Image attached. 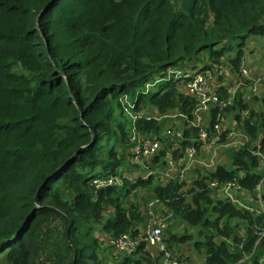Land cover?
<instances>
[{
	"label": "trees",
	"instance_id": "trees-1",
	"mask_svg": "<svg viewBox=\"0 0 264 264\" xmlns=\"http://www.w3.org/2000/svg\"><path fill=\"white\" fill-rule=\"evenodd\" d=\"M254 33L264 35V0H0V264H163L143 239L129 253L104 257L92 233L101 222L109 244L124 230L140 234L141 199L123 201L150 184L148 195L191 226L163 229L178 264H264V216L214 197L209 184L235 179L252 189L264 175L256 153L264 152V111L250 108L242 91L229 107H237L248 138L224 149L229 163L194 166L189 182H154L153 173L92 181L128 160L130 117L121 94L189 114L195 98L179 89L177 77L146 92L145 82L185 60L192 70L215 69L222 64L209 61L226 52L238 70L242 45ZM201 52L209 61L199 64ZM161 122L140 117L136 125L156 134ZM168 146L150 166L163 161ZM187 241L199 259L180 249Z\"/></svg>",
	"mask_w": 264,
	"mask_h": 264
},
{
	"label": "built area",
	"instance_id": "built-area-1",
	"mask_svg": "<svg viewBox=\"0 0 264 264\" xmlns=\"http://www.w3.org/2000/svg\"><path fill=\"white\" fill-rule=\"evenodd\" d=\"M241 65L239 69L242 70V74H247L245 67H243V59H241ZM162 75L156 77L153 81H146L145 85H149V88L155 87L158 81L161 79L174 78L180 81L178 84L179 89L185 93L191 94L195 98L196 106L194 114L192 115V127L196 130L192 134L183 133L182 127H165L162 130L157 131L156 134L140 133L137 135H130L128 145V160L127 166L130 168H138V173L148 175L150 173L162 175V179H167L175 175L177 178L184 177L187 173V169L194 165L196 167L201 166L205 169H213L221 155H225L223 149L228 146L236 148L239 144L243 143L248 138L247 132L243 131L232 132L228 131L226 139L222 144H218V138L220 137L221 127L216 120L211 122V114L209 112L210 107H216L223 105V101L220 97V93L216 89V85L212 84L211 77L208 69H189L179 66H169L165 69ZM255 84H252L251 90L253 92L264 95V75L258 76ZM254 80V81H255ZM261 80L263 82H261ZM217 82H219L217 80ZM146 89V88H145ZM124 109L130 113V105H134V101L130 103L129 97L124 99ZM193 107V108H194ZM200 108L201 111H197ZM242 114L249 113L248 107H242L239 109ZM206 115V117H204ZM160 134V135H159ZM132 136V137H131ZM216 136V137H215ZM163 137V139H162ZM215 137V138H213ZM187 142H183L184 140ZM168 144V148L177 151V155L172 153L166 154L163 157L161 163H157L153 167L146 162L153 156L158 154V151L165 144ZM200 151L204 152L203 155ZM263 156V152L257 151ZM256 152V153H257ZM193 166V167H194ZM187 178H190L187 174ZM127 177L130 178V174L126 171L110 172L107 171L98 177H95L92 181L96 185L119 183ZM264 177V175H263ZM186 178V179H187ZM185 179V180H186ZM191 179V178H190ZM262 177L258 183L252 188L255 191L260 188L258 192V199L253 200L248 198L245 194L248 191L237 180H220L212 179L209 181L211 192L214 197L223 196L237 205L252 211L256 214H262L264 216V197L263 190H261ZM151 199V200H150ZM147 202L146 208L149 214H152L150 219L144 224L140 223L142 231L140 234H133L130 230L121 231L118 235L110 238V244L113 248L120 252H131L137 246L141 239H143L147 245L153 247L162 253L163 264H178L177 257L166 246L164 239L163 229L166 227V223L174 217L172 209L166 207L164 203L158 198H150ZM261 230H257L258 235ZM195 264H208L203 258L197 260Z\"/></svg>",
	"mask_w": 264,
	"mask_h": 264
},
{
	"label": "rangeland",
	"instance_id": "rangeland-1",
	"mask_svg": "<svg viewBox=\"0 0 264 264\" xmlns=\"http://www.w3.org/2000/svg\"><path fill=\"white\" fill-rule=\"evenodd\" d=\"M231 52V51H230ZM232 54L231 53H224L220 56L219 59H215V61H209L207 54L204 52H201L200 57L201 60H199V64L201 62H205V61H209L212 62L214 65L216 63H220L222 65H219L217 67L214 68H208L209 73H210V77H211V82L212 84L216 85V89L217 91L220 93V97L223 101V105L216 106V107H210L209 112H215L213 119L214 121H218L219 125L221 127V134L220 137L218 138V144H222L226 139H228V136H226V133L228 131H232V132H238V131H243L241 129L242 127V117H236V111L238 109L234 108V107H229L231 106L234 101L235 98L237 99L238 96V92L242 91L244 92V94H246L248 96V105L251 108L259 109V110H263L264 111V95H256L254 94L255 92H253L251 90V86L252 84L256 83V80L258 78V76H262L264 75V35L260 34V33H254L251 34L250 36H248L244 42V44L242 45V55H241V59H243V67H245V70L247 72V74H242V70L238 69V70H232L231 69V62L228 59V56ZM188 60H185L184 62H181L183 64H179L176 66L182 67V68H186V66L184 65V63L189 64L187 62ZM211 65L214 67V65ZM185 67H184V66ZM239 65H241V60L239 62ZM156 76H154L153 78H151L150 81H153L156 79V77H158V73H155ZM217 80H221V83L217 82ZM255 80V81H254ZM261 82H263L261 80ZM178 84H180V81L178 80L177 82ZM220 84H223V88H225V92H222L221 87L219 88ZM151 84L149 85H145L142 87V89L146 92L148 91L150 88ZM146 88V89H145ZM222 94V95H221ZM129 97L130 99V103H132L133 99H135L136 95H131V94H126L123 93L119 96V100H120V105L122 106L123 111L125 112V114H127L130 117V125L128 126V131H129V137L130 135H137L136 132H140V133H153L151 131L146 132L143 131L141 128H139L136 125V120L137 118L140 117H146V118H156L158 120H163V123L161 122L160 124V128L157 130H162L165 127H191L190 133L192 134L195 130L192 127V121H193V117L192 115L194 114V110L196 108V106L190 109L189 114L186 113V111H183L180 108H172V110H163V111H158L155 109V107H152L149 102L145 99H142L138 104L137 102L134 103V105H130V113H128L125 109H124V99ZM240 109V108H239ZM197 111H201L200 108H197ZM204 117H206V115H204ZM211 119H212V114H211ZM213 121V122H214ZM264 131V128L263 130ZM156 132V131H155ZM131 136V137H132ZM128 137V138H129ZM216 137V136H215ZM213 137V138H215ZM250 137V136H249ZM128 143H129V139H128ZM252 144H256L258 143V139L256 140H252L251 142ZM225 149V148H224ZM223 149V152L226 154L225 150ZM203 155L204 152L200 151ZM172 153L173 155H177V151L176 150H172L169 148V150L166 152V154ZM258 153V152H257ZM165 154V155H166ZM259 157L261 159L264 160V158L262 157V155L260 153H258ZM164 155V156H165ZM263 156H264V152H263ZM128 158V154L125 157L124 156V160ZM127 162H125L124 164H122V168L121 171H126L127 173L130 174V179L133 177H136L138 175V168H133V167H129L126 164ZM149 165V161L146 162ZM224 163H229L227 160L224 161ZM194 165L190 166L187 169V173L185 174L184 177L181 178H176L175 175L172 176V179H178V180H185L188 176L187 174L191 173V169L193 168ZM153 167V166H151ZM155 169L154 167L152 168V170ZM116 173V172H115ZM162 173L161 175H158V177L155 175L154 177V182H158L159 180H162ZM191 180V179H190ZM186 181V180H185ZM262 184H261V190H263L264 192V177L262 176ZM136 190V195L132 194L131 192L128 193L127 198H125V200L123 201L124 204L127 206L131 201H135L141 199L140 202V209L141 211L144 213L143 216V221L144 224L150 219L152 214L148 213V210L146 208L148 199L151 198V196H149V192L152 191L151 189V184L150 185H139L135 188ZM250 192L246 191V196L250 199L253 200H257L258 199V192L260 190V188L258 189V191L254 190V189H247ZM221 197V196H220ZM264 197V196H263ZM112 213V208L108 207L104 214L105 216L108 214ZM177 219V218H175ZM221 222V221H220ZM169 227H172V230L174 229L176 232H179L182 229H191V226H187L186 223L184 221H182L181 219H177L175 220V222L172 225H168ZM196 231V228L194 230V232ZM92 233L94 235H96L99 239V243L101 242V251L102 254L104 252V257L107 256L105 254H111L113 257L114 256H120V252L116 251L113 246H111L109 244V236H107L108 234L106 232H104L101 229V222H94L93 223V227H92ZM197 234V232H195V235ZM215 239L218 240L219 236L216 235ZM108 245V246H107ZM107 246V247H106ZM145 247H147L150 251L153 250V247L145 244ZM180 249L183 250L184 252L190 253L191 251L193 252V249L191 248V244L190 241L187 242H183L180 244ZM183 252V254H184ZM193 258L192 261L199 259L200 258V254L199 252H193ZM108 263H110V259H107ZM191 261V262H192Z\"/></svg>",
	"mask_w": 264,
	"mask_h": 264
},
{
	"label": "crops",
	"instance_id": "crops-1",
	"mask_svg": "<svg viewBox=\"0 0 264 264\" xmlns=\"http://www.w3.org/2000/svg\"><path fill=\"white\" fill-rule=\"evenodd\" d=\"M259 93H256V95H258ZM219 159H220V161H218V163H224V161L225 160H227L228 161V158H227V155L225 154L224 156L223 155H221L220 154V157H219ZM217 163V164H218ZM189 176H190V178H191V173L189 174ZM190 178H187L186 179V182H189L190 181ZM162 181H165V179H162ZM149 200V199H148ZM151 200V199H150ZM175 220H177V219H175V217H173L170 221H168L167 223H166V226L167 225H172L174 222H175Z\"/></svg>",
	"mask_w": 264,
	"mask_h": 264
}]
</instances>
